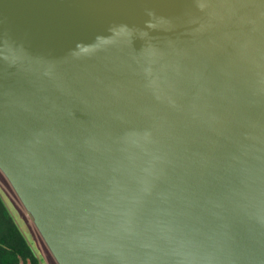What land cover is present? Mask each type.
<instances>
[{
  "label": "water",
  "instance_id": "water-1",
  "mask_svg": "<svg viewBox=\"0 0 264 264\" xmlns=\"http://www.w3.org/2000/svg\"><path fill=\"white\" fill-rule=\"evenodd\" d=\"M0 171L57 264H264V0H0Z\"/></svg>",
  "mask_w": 264,
  "mask_h": 264
},
{
  "label": "trees",
  "instance_id": "trees-1",
  "mask_svg": "<svg viewBox=\"0 0 264 264\" xmlns=\"http://www.w3.org/2000/svg\"><path fill=\"white\" fill-rule=\"evenodd\" d=\"M0 264H41L0 195Z\"/></svg>",
  "mask_w": 264,
  "mask_h": 264
},
{
  "label": "rangeland",
  "instance_id": "rangeland-1",
  "mask_svg": "<svg viewBox=\"0 0 264 264\" xmlns=\"http://www.w3.org/2000/svg\"><path fill=\"white\" fill-rule=\"evenodd\" d=\"M0 195L8 204V208L29 246L41 264H57L49 249L35 228L32 218L23 208L9 182L0 171Z\"/></svg>",
  "mask_w": 264,
  "mask_h": 264
},
{
  "label": "crops",
  "instance_id": "crops-1",
  "mask_svg": "<svg viewBox=\"0 0 264 264\" xmlns=\"http://www.w3.org/2000/svg\"><path fill=\"white\" fill-rule=\"evenodd\" d=\"M4 200V199H3ZM4 203L6 204V206H7V208H8V204L6 203V201L4 200ZM8 210H9V208H8ZM10 211V210H9ZM11 213V212H10ZM16 224H17V222H16ZM18 225V224H17ZM19 227V226H18ZM21 230V229H20Z\"/></svg>",
  "mask_w": 264,
  "mask_h": 264
}]
</instances>
